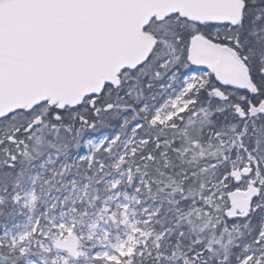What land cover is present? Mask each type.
<instances>
[{
    "label": "snow or ice",
    "instance_id": "6c2138e0",
    "mask_svg": "<svg viewBox=\"0 0 264 264\" xmlns=\"http://www.w3.org/2000/svg\"><path fill=\"white\" fill-rule=\"evenodd\" d=\"M0 264H264V0H0Z\"/></svg>",
    "mask_w": 264,
    "mask_h": 264
}]
</instances>
